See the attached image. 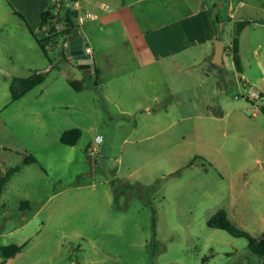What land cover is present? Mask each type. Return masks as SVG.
I'll use <instances>...</instances> for the list:
<instances>
[{"label": "rangeland", "instance_id": "rangeland-1", "mask_svg": "<svg viewBox=\"0 0 264 264\" xmlns=\"http://www.w3.org/2000/svg\"><path fill=\"white\" fill-rule=\"evenodd\" d=\"M203 1L227 47L230 0ZM14 10L0 0V176L19 166L0 195V248L25 245L6 264H264L244 237L207 225L224 209L252 237L264 234V101L242 84L231 44L214 69L219 83L211 76L197 93L179 78L197 69L168 66L176 92L165 96L166 124H140L139 115L134 124L98 91L69 85L82 79L72 60L12 100L13 77L52 62ZM240 42L244 76L254 73L264 93V25L247 28ZM187 99L197 102L191 110ZM70 128L80 130L73 146L59 140ZM29 155L37 161L23 164Z\"/></svg>", "mask_w": 264, "mask_h": 264}, {"label": "crops", "instance_id": "crops-1", "mask_svg": "<svg viewBox=\"0 0 264 264\" xmlns=\"http://www.w3.org/2000/svg\"><path fill=\"white\" fill-rule=\"evenodd\" d=\"M12 2L20 17L23 16L30 28L36 31L39 15L48 7L50 0ZM75 9L77 16L90 15L78 28L91 52L90 74L97 70V85L85 89L98 91L104 103L112 105L120 114L129 115L134 124L138 121L140 124H166L168 109L165 96L176 92L175 87L168 83V66L177 71L184 67L197 69V73L179 75L181 81L188 82L184 91L197 93L211 76L218 81L214 69L224 67V54L230 52L232 38L227 47L223 41L222 65L212 63V45L220 39V28L217 15L203 0H78ZM227 18L232 31L236 21L249 22L238 37L241 60L240 37L247 28L255 24L264 25V0H230ZM59 26L54 24L56 29ZM45 35L43 33L42 37ZM65 42L59 39L56 45L48 44L47 57L52 62L48 61L41 67L42 72L47 74L60 66L65 60L61 52L66 60H72ZM253 46L258 56L260 44ZM205 60L209 70L200 72L196 66ZM240 69L242 84L248 85L250 91L252 86L257 87L254 73L248 69L250 77L247 78L243 73L245 69ZM225 84L228 82L223 81L222 86ZM257 88L261 93L260 87ZM219 91L223 92L224 87ZM194 102V99H187V110H191Z\"/></svg>", "mask_w": 264, "mask_h": 264}, {"label": "trees", "instance_id": "trees-1", "mask_svg": "<svg viewBox=\"0 0 264 264\" xmlns=\"http://www.w3.org/2000/svg\"><path fill=\"white\" fill-rule=\"evenodd\" d=\"M52 7L53 6L49 3L48 7L41 11L39 15V26L36 31L29 28L39 48L46 56L48 51L47 46L49 43L56 45L59 39H61L62 42H65L66 36L72 31V29L74 27H79L75 10L63 8L60 11L54 12ZM14 13L19 15V13L16 11ZM58 22H62V27L56 29L54 28V24ZM248 23V21H236L233 26L231 55L237 71H241L240 58L238 54V37L242 29ZM43 33H46L44 37H42ZM60 54L66 60V56L63 54V52H61ZM96 76L97 70H93L92 74L83 75L84 78L82 79L68 78L67 82L75 91L79 92L85 88L95 87L97 85ZM44 79L45 73L41 71H35L26 77H13L9 84L11 99H19L34 86L42 83ZM263 96L264 93L261 92L258 95V98H263ZM261 111L264 113V105L261 108ZM79 137L80 130L78 128H70L61 133L59 140L65 145L73 146L76 144ZM36 161L37 160L34 156L29 155L23 158L22 163L27 164ZM17 170H19V166L11 167L2 176H0V195L4 190L6 183L9 181L11 175ZM21 205L28 206V202H21L20 207H22ZM207 225L211 228L225 230L234 237H244L247 240L249 251L257 256L264 257V234H262L259 238L252 237L247 231L240 229L236 225H234L228 218L227 213L224 209H219L212 216H210L207 220ZM24 245L25 243L20 245L8 244L2 246L0 248V254L2 257L0 264H6L8 260L14 258V256L22 250Z\"/></svg>", "mask_w": 264, "mask_h": 264}, {"label": "water", "instance_id": "water-1", "mask_svg": "<svg viewBox=\"0 0 264 264\" xmlns=\"http://www.w3.org/2000/svg\"><path fill=\"white\" fill-rule=\"evenodd\" d=\"M223 41L214 42V52L212 56V63L217 66H221V55L223 51ZM65 46L68 50V55L73 60L77 69H79L83 75L90 74V65L92 63L91 54L85 51L88 47V42L83 40V36L79 32L78 27H74L72 31L66 36ZM251 91L259 95L260 90L252 86ZM89 161L92 164V158L89 157Z\"/></svg>", "mask_w": 264, "mask_h": 264}, {"label": "built area", "instance_id": "built-area-1", "mask_svg": "<svg viewBox=\"0 0 264 264\" xmlns=\"http://www.w3.org/2000/svg\"><path fill=\"white\" fill-rule=\"evenodd\" d=\"M78 0L76 1H71V0H51L50 2V5H52L53 7V10L54 12H57V11H60L61 9L63 8H69V9H73V10H76L75 9V4L77 3ZM90 17L89 14H86L85 16H77V22L78 24H82L83 21ZM85 51L90 53V50L88 47L85 48ZM251 94V98H256L258 95L255 94L254 92H250ZM263 101H264V96H263ZM94 144L89 147V151L93 154L95 151H96V147L98 146V144H100L102 142V136L101 135H97L94 139Z\"/></svg>", "mask_w": 264, "mask_h": 264}]
</instances>
